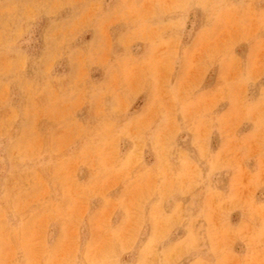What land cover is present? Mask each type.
<instances>
[{"label": "rangeland", "instance_id": "obj_1", "mask_svg": "<svg viewBox=\"0 0 264 264\" xmlns=\"http://www.w3.org/2000/svg\"><path fill=\"white\" fill-rule=\"evenodd\" d=\"M0 264H264V0H0Z\"/></svg>", "mask_w": 264, "mask_h": 264}]
</instances>
